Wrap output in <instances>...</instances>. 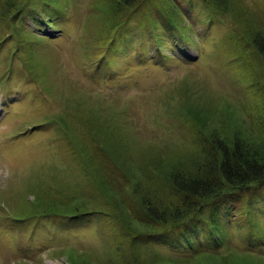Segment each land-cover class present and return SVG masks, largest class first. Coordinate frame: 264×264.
<instances>
[{
	"label": "rangeland",
	"instance_id": "1",
	"mask_svg": "<svg viewBox=\"0 0 264 264\" xmlns=\"http://www.w3.org/2000/svg\"><path fill=\"white\" fill-rule=\"evenodd\" d=\"M49 1L51 13L42 0H28L14 16L0 15V264H122L129 252L102 215L41 212L92 196L75 185L83 171L72 149L95 145L106 165L122 161L118 184L123 174L142 187L144 169L193 156L190 118L206 132L250 134L256 90L244 69L247 54H232L243 49L263 61L231 15L211 19L198 1L176 0L188 38L173 41L163 32L160 54L142 13L114 34L123 35L114 46H99L96 11L103 0ZM243 3L257 11L264 0ZM102 125L103 135L96 129ZM100 135L118 147L104 148ZM251 217L226 222L214 241L197 233L193 245L140 246L142 264H264V209Z\"/></svg>",
	"mask_w": 264,
	"mask_h": 264
},
{
	"label": "trees",
	"instance_id": "2",
	"mask_svg": "<svg viewBox=\"0 0 264 264\" xmlns=\"http://www.w3.org/2000/svg\"><path fill=\"white\" fill-rule=\"evenodd\" d=\"M24 1L0 0V15L14 16L25 10L28 7V0ZM42 1L45 4L43 9L51 13L48 6L51 1ZM187 1H198L202 8L209 12L211 19L231 15L234 24L238 25L244 36L250 38L254 50L264 63V4H260L259 9L255 11L243 3V0ZM100 5L101 10L96 12L102 18L98 19L96 31L94 29V43L99 46L106 43L114 46L119 41L117 37L122 33H118L116 39L114 34L121 28L126 32L131 14L135 12L142 13L143 19L144 16L146 18L143 26L149 28L150 25L154 31L152 36L158 54L165 43L163 32L172 34L173 41L175 35L188 38V26L183 24L185 15L179 10L176 0H103ZM96 12L91 14V18ZM232 32L234 33L233 30ZM236 37L237 34L230 37L233 46L237 43ZM246 54L244 69L251 78L257 94L254 108L250 111L252 120L250 134H240L235 129L232 133L221 132L215 127L206 132L204 124L198 120L194 122L190 118L191 134L194 137V131L196 133L193 156L181 158L165 167L155 163L153 170L144 169L145 181L142 182V187L133 180H130L133 183L131 184L126 178L128 176L125 177L123 174L122 178L120 177L123 183L118 184L113 178L116 173L121 174L119 169H122V161L119 160L118 163L115 158L111 161L107 159L111 166L106 165L107 162L102 156L104 152L95 145L79 147L78 150L74 148L71 156L76 160L72 162L83 173L72 178L76 180L75 185L91 189L92 196L74 200L75 203L71 207L60 210L51 208L52 212L42 210L43 216L52 214L51 216L63 218H83L91 213L99 219V215H102L109 220L110 225L114 223L119 247L123 250L124 246L127 248L126 254L129 252L128 257L122 260V264H142L140 246L169 242L179 244L184 241L193 245L197 233L214 241L215 237L222 238L219 231L226 222L233 224L240 221L238 220L240 218L252 221L253 212L256 209L259 211L261 208L264 209V69L260 67L263 63L243 49L232 56ZM96 129L102 135L105 134L104 125ZM102 137L100 135L106 145L104 148L118 147L113 140L108 139L110 142H106ZM100 156L105 164L98 162ZM96 170L99 172L96 173ZM125 178L126 183L130 184L129 187L123 181ZM96 203H100L99 208L91 206ZM121 240H124V244ZM126 240L128 243H125ZM217 241L215 239V242Z\"/></svg>",
	"mask_w": 264,
	"mask_h": 264
},
{
	"label": "bare ground",
	"instance_id": "3",
	"mask_svg": "<svg viewBox=\"0 0 264 264\" xmlns=\"http://www.w3.org/2000/svg\"><path fill=\"white\" fill-rule=\"evenodd\" d=\"M49 264H51V263H49ZM56 264V263H55ZM58 264V263H57ZM60 264V263H59Z\"/></svg>",
	"mask_w": 264,
	"mask_h": 264
}]
</instances>
